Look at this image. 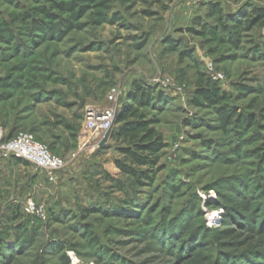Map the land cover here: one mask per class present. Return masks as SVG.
Masks as SVG:
<instances>
[{
  "label": "rangeland",
  "instance_id": "374dc122",
  "mask_svg": "<svg viewBox=\"0 0 264 264\" xmlns=\"http://www.w3.org/2000/svg\"><path fill=\"white\" fill-rule=\"evenodd\" d=\"M68 1L0 0L3 138L31 132L66 162L53 182L0 152V264H186L195 251L204 264H264V19L248 28L264 0H75L70 31L30 29L72 18L55 5ZM208 82L253 125L224 131L195 101ZM139 84L170 98L141 107L165 143L151 179L148 166L118 167L125 142L99 147L107 113L139 106ZM31 198L45 217L26 210Z\"/></svg>",
  "mask_w": 264,
  "mask_h": 264
},
{
  "label": "trees",
  "instance_id": "16d2710c",
  "mask_svg": "<svg viewBox=\"0 0 264 264\" xmlns=\"http://www.w3.org/2000/svg\"><path fill=\"white\" fill-rule=\"evenodd\" d=\"M55 5L62 11H70L73 14L72 18L62 20L58 24L51 22L47 26H44V24H42L41 22L35 21L34 23H32L30 29L33 30L35 27H38L44 29L45 32L52 35H61L65 31H70L73 27H75V19H77L75 10L77 5H79L78 2H76L75 0H70L68 2L55 3ZM211 9L215 14H221L220 18L222 19L223 10L218 3L211 5ZM82 10H84L83 7ZM42 12H44L49 17L55 18V14L46 7H42ZM253 12L256 14V16L251 19L248 28H252L255 24L264 19V8L254 7ZM234 25L236 26V24ZM62 26L65 27L66 30H63ZM223 27L224 30H227L225 24H223ZM214 34L217 39H225L217 32H215ZM229 38L232 41H239V39L235 37L233 32L229 33ZM171 47L176 49L173 45H171ZM130 99L136 102L139 106L136 107L128 103L124 105L122 112H119L116 120V124L118 123L119 126L118 128H114L111 135L112 140H115L117 142L122 141L126 143L119 148L124 158L123 160L118 159L116 163L119 168L126 172L131 171L132 166L134 165L148 166V169L143 171V176L151 179L153 178V174H151V171H154V168L159 161L158 153L162 149V147L165 146V143L163 142L161 134L153 125L155 123V119H147L146 115L141 111V107L151 104L153 100L156 99L160 102H164L165 100H170V98L165 94L164 91H160L158 95L155 96L152 94L150 88H145L142 84H139L136 85L135 92L131 94ZM195 101L199 104L204 103L216 107L217 112L219 113L220 127L224 131H229V127L234 124L242 129H245L246 127H250L254 123L253 119L255 117L253 115L238 113L233 106L227 104V96L225 91L215 85L214 82H208L206 85L199 86L197 88ZM12 157L20 162H28L23 158H19L16 156ZM174 188L176 190L178 189V187L176 186H174ZM183 229L181 233H186V231L188 230V226L183 227ZM174 231L175 229H173L171 232L174 233ZM86 233L92 244H101V241L93 230H91L90 232L87 230ZM204 249H207V247H204ZM191 256L194 259L191 260V258L190 261H187L186 264H204L202 261H205V259L207 258V256H205L202 251L192 252ZM62 259L63 264L70 263V260L66 255H63ZM222 263L228 264L227 262Z\"/></svg>",
  "mask_w": 264,
  "mask_h": 264
},
{
  "label": "built area",
  "instance_id": "2783aa9c",
  "mask_svg": "<svg viewBox=\"0 0 264 264\" xmlns=\"http://www.w3.org/2000/svg\"><path fill=\"white\" fill-rule=\"evenodd\" d=\"M117 108L107 113L105 130H108L115 119ZM94 112H89L88 120L91 128L95 127L96 119ZM103 133V134H104ZM0 152L4 157L16 156L34 164L43 170L50 181H56L57 173L62 170L66 162L60 156L52 154L45 144L39 141L31 132H19L14 137L6 140L0 129ZM26 210L29 213L44 214V206L37 203L33 198L27 202Z\"/></svg>",
  "mask_w": 264,
  "mask_h": 264
},
{
  "label": "water",
  "instance_id": "95a60500",
  "mask_svg": "<svg viewBox=\"0 0 264 264\" xmlns=\"http://www.w3.org/2000/svg\"><path fill=\"white\" fill-rule=\"evenodd\" d=\"M118 114H119V108H117V110H116V116H115V119L112 123V126L108 130H106V132L104 133V136L101 138V140L99 142V147H104L109 142L111 135L113 133V130H114V125L116 123Z\"/></svg>",
  "mask_w": 264,
  "mask_h": 264
}]
</instances>
